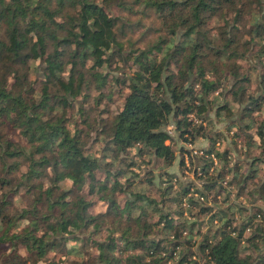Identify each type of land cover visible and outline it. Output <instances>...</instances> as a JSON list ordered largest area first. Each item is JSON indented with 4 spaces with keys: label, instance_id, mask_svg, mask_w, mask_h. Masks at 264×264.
<instances>
[{
    "label": "trees",
    "instance_id": "trees-1",
    "mask_svg": "<svg viewBox=\"0 0 264 264\" xmlns=\"http://www.w3.org/2000/svg\"><path fill=\"white\" fill-rule=\"evenodd\" d=\"M263 3L0 0V264H264Z\"/></svg>",
    "mask_w": 264,
    "mask_h": 264
},
{
    "label": "rangeland",
    "instance_id": "rangeland-1",
    "mask_svg": "<svg viewBox=\"0 0 264 264\" xmlns=\"http://www.w3.org/2000/svg\"><path fill=\"white\" fill-rule=\"evenodd\" d=\"M263 6H264V3H263ZM138 19H140V18L137 17V16H135V17L132 18V21H136ZM141 21H142L143 25L140 26L132 35L129 34V37L131 39L138 40V45H140V46L143 47V46H146L147 43H150L153 40H155L159 35H161V32L159 30H157V29L160 28V25L158 23V20L155 18V15L154 14H150V16H148V18H143ZM143 34H144V38H142L143 37L142 36ZM120 72L121 71H118V73H120ZM114 73H117V72H114ZM252 73H254V72L252 71ZM32 77H34V75ZM254 89H256V86H254ZM122 91L125 92V89H122ZM223 91H224V89L223 88H220V89L214 91L211 94L210 97H213V96L215 97L216 96V97H219L220 98V96H221L220 94H222ZM113 99H114V101H111L110 102V110L115 111L116 108H117V106H119L121 104L120 93L118 92V90H116L114 92V98ZM233 105L236 108L238 107L236 103L233 104ZM74 106H75V104H74ZM213 112H214L213 109H212V111L209 112V115L211 117L213 116ZM213 127H214L215 130H218V131L223 132L222 139L219 141V142H221L223 144V147L221 148V150L224 147H227V145H230V143L232 142L231 141L232 134L231 133L229 134V133H227V132L224 131L225 130L224 129V124L223 123H217L216 122L213 125ZM166 129H168V128H166ZM169 131H170L169 134L172 135V137H173V139H172V147L175 150L176 159L174 160L173 164L170 165L169 167H164L163 164L160 163L159 161H153L152 164L149 166L150 169H152L155 173L159 169H163V168L164 169H167L168 171H171L173 173H176L178 175L179 179L181 181H183V182H189V181H193V180L196 181V182L199 181V179L193 174V171L192 170H194V168L192 166H193V164L198 163L200 161L199 160V159H201L200 156H199V158L197 157L195 159H190L189 158V166L190 167L187 168L184 173H182L181 170H180V168H179V166H178L179 161L181 159V155H182V153L180 151V148L181 147H186L189 150L192 149V148L197 150L199 147H201L203 145L206 146L208 144L207 139L197 138L193 143L188 144L187 142H184V141L178 139V137L176 136V133L174 131L173 125H170ZM100 145L101 144H99V143L93 145L91 151L97 150L100 147ZM230 148L233 149V147H231V146H230ZM133 151L134 150H132V152ZM235 153H237V152H235ZM186 156H187L186 154L183 155L184 159H185ZM242 157H241V159H242ZM191 161H192V163H190ZM143 166L145 167L146 165H143ZM223 184H225V183L223 182ZM10 198L11 197H9L8 199L10 200ZM13 200L16 203H19L18 198H16V197L14 198L13 197ZM241 200H242L241 197L240 198H237V199H232V201H234L235 203H242ZM245 205L247 207L249 205V203H246ZM202 229L204 230V226L202 227ZM72 260L81 261L80 258H72ZM37 264H43V263L42 262H38Z\"/></svg>",
    "mask_w": 264,
    "mask_h": 264
},
{
    "label": "built area",
    "instance_id": "built-area-1",
    "mask_svg": "<svg viewBox=\"0 0 264 264\" xmlns=\"http://www.w3.org/2000/svg\"><path fill=\"white\" fill-rule=\"evenodd\" d=\"M172 125V124H171ZM169 127H170V125L169 126H167V130H168V133L170 132L169 131ZM174 128V127H173ZM220 143V142H219ZM219 143H217V144H219ZM190 151H191V154H190V157H191V159H195V157L197 158V157H199V156H201V155H204L203 154V150H202V148H198L197 150L196 149H190ZM189 156H186L185 157V164H186V166H187V168H189L190 166H189V158H190ZM211 157H212V159H213V161L216 163V158H215V156H213V155H211ZM197 167H199V166H197ZM199 174H200V172H199ZM195 195H197V193H195Z\"/></svg>",
    "mask_w": 264,
    "mask_h": 264
},
{
    "label": "crops",
    "instance_id": "crops-1",
    "mask_svg": "<svg viewBox=\"0 0 264 264\" xmlns=\"http://www.w3.org/2000/svg\"><path fill=\"white\" fill-rule=\"evenodd\" d=\"M217 143H219V141L217 142ZM217 145V148L219 149V150H221V148L223 147V144L220 142L219 144H216ZM208 146V144L205 146V145H203V146H201V147H199V148H202V149H205L206 147Z\"/></svg>",
    "mask_w": 264,
    "mask_h": 264
}]
</instances>
